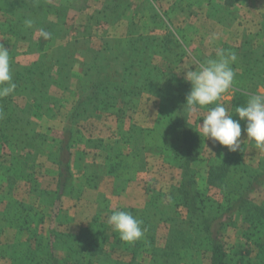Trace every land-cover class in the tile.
<instances>
[{
	"label": "rangeland",
	"instance_id": "374dc122",
	"mask_svg": "<svg viewBox=\"0 0 264 264\" xmlns=\"http://www.w3.org/2000/svg\"><path fill=\"white\" fill-rule=\"evenodd\" d=\"M16 1L14 7L20 14L28 19L43 16L46 25L52 23L61 27V31L48 40L39 37V31L17 40L10 34L13 24L10 14L0 11V45L9 50L10 63L27 66L40 62L54 76L56 71L69 65L70 76L66 83L60 79L50 85L49 101L32 104L29 119L35 124L33 136L40 143L33 162L31 159L26 169L22 168V177L11 188L6 176L0 177V249L7 257L3 259L0 254V264H10V261L27 264V256L17 249V243L28 235L23 231L26 227L35 230L42 244L55 250L59 258L63 255V245L56 242L53 232L75 233L97 215L107 222L114 211L143 210L152 202L177 205L169 192L177 185L181 174L178 165L183 159L181 155L184 157L182 151L177 157L181 143L172 132L181 129L176 126L182 125L178 111L161 113L162 100L151 93L142 91L140 96L127 99L122 93L114 92L120 84L131 92L150 87V84L143 86L140 78H133L129 85L121 81L120 53L128 39L142 37L144 46L150 39L151 43L156 42L159 46H145L146 55L152 53L150 63L183 81L188 68H197L199 63L216 58L218 50L235 54L236 61L231 64L235 73L233 84L209 106H224L233 119H238L235 115L238 106L231 103L236 88L264 95V0ZM4 2L0 0V6L3 7ZM108 51L118 54L119 76L116 82L104 84L113 91L96 94L86 111L70 122L73 107L89 92L84 72L91 71ZM248 66L252 67L250 72ZM176 83L165 79L164 84L154 89L170 91L175 89ZM187 90L190 91L189 83ZM34 94L33 91L31 95ZM11 99L20 108L27 103L24 96L14 93L0 98V125ZM118 108L124 112L122 120L113 114ZM207 111L205 108L189 114L183 129L186 136L190 133L194 136L196 149L192 152L189 169L195 182L193 191L203 210L219 200L218 189L208 179L210 172L214 173L213 178L219 177L227 153L243 155V160L252 167L264 163V151L252 147L243 131L237 152H229L212 140H205L197 125L202 124ZM243 125L241 121L242 129ZM69 131L73 132L67 152L72 175L70 186L74 191L59 194L60 170L54 156L57 142L64 141ZM20 153L14 145L0 141V163L8 164ZM251 199L264 206V186L253 193ZM179 210L183 219L189 218L185 208L179 206ZM232 219L234 225H229L222 237L230 254L238 244H244L242 233L248 225L238 213ZM166 235V226L160 224L152 234L144 233L143 238L152 236L154 244L162 247ZM138 254L143 260L142 254ZM114 258L119 264L129 262L126 251H118ZM251 263L263 264L256 259ZM189 264H209L208 253L195 252Z\"/></svg>",
	"mask_w": 264,
	"mask_h": 264
},
{
	"label": "trees",
	"instance_id": "16d2710c",
	"mask_svg": "<svg viewBox=\"0 0 264 264\" xmlns=\"http://www.w3.org/2000/svg\"><path fill=\"white\" fill-rule=\"evenodd\" d=\"M17 3L16 0H5L3 7L0 6V11L6 10L10 14L13 22L10 34L17 40L32 36L35 31H39L41 28L50 32L51 36H56L61 31V27L57 28L52 23L46 25L43 16L30 18L34 21L33 27L26 28L24 22L28 17L17 11L14 7V4ZM142 39L145 40L142 37L130 38L124 43L120 53L122 56V64H119L120 76L124 79L121 81L123 83L127 81L128 85L133 82V78H140L139 80L144 81L143 86L150 84L151 88L147 87L145 90L131 92L120 84V88L114 92L122 93V97L127 99L140 96L142 91L151 93L150 95L162 100L160 106L164 107L160 110L161 113L166 111L167 115L178 111L177 114L180 115L179 121L182 122V125L177 122L179 125L176 126H180L181 129L178 132L176 128L172 132L175 133V138L177 136V142L181 143L177 148V157H179L180 151L184 153V157L181 155L183 159L178 165L181 171L180 178L177 185L172 187L169 192L170 198L177 200V205L152 202L148 208L143 210L127 208L122 211L130 212L141 220L143 232L149 235L155 232L158 225H165L167 235L164 245L157 247L152 236L142 237L133 243V246L125 243L120 240L119 235L112 230L108 223L97 215L75 233L53 232L52 235L56 242L63 245V255L59 258L55 250L42 244V239L35 230L27 227L23 231L28 235L17 243L18 252L27 256V264H119V260L114 258V255L120 250L126 251L128 254V264H189L192 254L194 255L198 251L208 253L209 264H250L252 259L264 264V206L255 204L251 199L252 194L264 186V163L252 167L243 160V155L227 153L224 156L225 165L220 167L222 169L219 177L213 178L214 173L210 172L208 179L210 184L218 189L219 200L215 201L208 210H203L200 207L201 201H198L197 195L193 191L195 182L189 169L192 152L196 149L194 136L191 133L186 136L183 131L189 115L187 106L184 105L189 93L188 83L182 79L179 80L175 75L160 71L158 66L150 63L152 53L146 55L148 48L145 47L147 44L144 46L141 43ZM151 40L147 46L151 47V44L152 47L159 46L156 42L155 44L151 43ZM95 60L93 59V61ZM117 60L118 54L114 55L108 51L95 63L91 71L84 72L83 79L89 85V92L77 106L73 107L70 122L86 111L87 104L96 94L113 91L108 90L104 84L116 82L119 76V71L116 69ZM68 66L56 71L57 75L54 76L50 69L40 62L27 66L10 63L12 79L16 84L13 93L24 96L27 100L23 108L14 105L12 99L9 100L0 125L1 143H10L21 150L20 155H17V158H11L8 164L0 163V169L3 170H0V177L6 176L10 188L22 177L24 173L22 168L26 169L31 159L33 162L40 144L33 136L35 124L29 119L32 104L46 103L50 100L47 95L50 85L57 84L60 79L64 83L68 82L70 76ZM231 67L233 69L232 65ZM248 68L250 72L252 67L248 66ZM165 79L177 81L175 89H170V91L154 89L157 85L164 84ZM121 81H117V83H122ZM33 91L35 94L32 96ZM252 95L256 94L243 88H236L231 103L237 106L244 105ZM113 114L119 120L125 117L121 108L114 110ZM72 134L71 131L67 132L65 140L57 142L54 163L60 170L57 186L59 194H63L66 190L65 194L74 191V188L70 186L72 175L69 171L70 153L67 152V143ZM250 144L255 147L251 141ZM179 206L185 208L189 218L183 219ZM236 213L241 215L248 225L246 231L242 233L244 244H238L235 251L230 254L222 237L229 225H234L232 218ZM130 247H133L134 250L131 251ZM137 252L142 254L143 260L139 259ZM0 254L3 259H7L1 249ZM10 264L19 263L10 261Z\"/></svg>",
	"mask_w": 264,
	"mask_h": 264
},
{
	"label": "clouds",
	"instance_id": "9594fccd",
	"mask_svg": "<svg viewBox=\"0 0 264 264\" xmlns=\"http://www.w3.org/2000/svg\"><path fill=\"white\" fill-rule=\"evenodd\" d=\"M26 28H32L34 21L26 19ZM39 37L51 38V33L41 28ZM236 61L235 54H226L223 49L216 53V58H209L199 63L197 68H188L184 72V80L190 84V91L185 104L190 115L207 108L202 124L197 125L199 134L214 143L226 148L229 152L240 150L242 127L249 141L264 151V95H252L246 104L235 108L233 119L228 110L215 104L226 93L234 81V70L231 64ZM16 89L10 68L9 50L0 45V98L9 96ZM108 225L119 235L121 241L133 244L142 239L144 232L142 221L127 211H114L107 220Z\"/></svg>",
	"mask_w": 264,
	"mask_h": 264
}]
</instances>
